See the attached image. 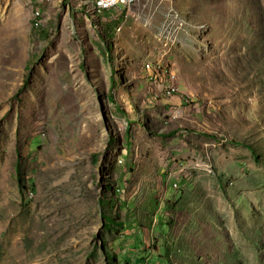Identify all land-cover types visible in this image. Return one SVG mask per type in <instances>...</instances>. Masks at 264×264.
<instances>
[{
    "label": "rangeland",
    "instance_id": "rangeland-1",
    "mask_svg": "<svg viewBox=\"0 0 264 264\" xmlns=\"http://www.w3.org/2000/svg\"><path fill=\"white\" fill-rule=\"evenodd\" d=\"M94 7L0 0V264H264V0Z\"/></svg>",
    "mask_w": 264,
    "mask_h": 264
},
{
    "label": "built area",
    "instance_id": "built-area-1",
    "mask_svg": "<svg viewBox=\"0 0 264 264\" xmlns=\"http://www.w3.org/2000/svg\"><path fill=\"white\" fill-rule=\"evenodd\" d=\"M99 1H100V5H104L105 10H112L121 5L130 6L134 2V0H99Z\"/></svg>",
    "mask_w": 264,
    "mask_h": 264
},
{
    "label": "bare ground",
    "instance_id": "bare-ground-1",
    "mask_svg": "<svg viewBox=\"0 0 264 264\" xmlns=\"http://www.w3.org/2000/svg\"><path fill=\"white\" fill-rule=\"evenodd\" d=\"M95 7L99 12H104L107 11L105 10L104 5H100V1L99 0H95Z\"/></svg>",
    "mask_w": 264,
    "mask_h": 264
},
{
    "label": "trees",
    "instance_id": "trees-1",
    "mask_svg": "<svg viewBox=\"0 0 264 264\" xmlns=\"http://www.w3.org/2000/svg\"><path fill=\"white\" fill-rule=\"evenodd\" d=\"M95 8V7H94ZM98 11V10H97ZM105 12V11H104ZM109 51H110V49H109ZM250 148V150H251V152H252V154L254 155V156H256L255 154H256V151L253 149V148H251V147H249Z\"/></svg>",
    "mask_w": 264,
    "mask_h": 264
}]
</instances>
